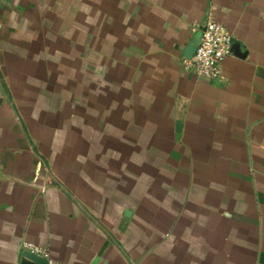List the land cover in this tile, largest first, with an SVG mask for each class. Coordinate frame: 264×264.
Returning a JSON list of instances; mask_svg holds the SVG:
<instances>
[{"label": "crops", "instance_id": "0c3cea01", "mask_svg": "<svg viewBox=\"0 0 264 264\" xmlns=\"http://www.w3.org/2000/svg\"><path fill=\"white\" fill-rule=\"evenodd\" d=\"M211 19L221 81L184 65ZM26 244L264 264V0H0V264Z\"/></svg>", "mask_w": 264, "mask_h": 264}, {"label": "built area", "instance_id": "2783aa9c", "mask_svg": "<svg viewBox=\"0 0 264 264\" xmlns=\"http://www.w3.org/2000/svg\"><path fill=\"white\" fill-rule=\"evenodd\" d=\"M233 45L234 40L229 29L211 19L202 30L201 41L194 56L190 60L185 59L184 65L200 76L221 81L224 77L223 62L228 56L233 55ZM26 246L38 255L50 259L47 250L32 244H26Z\"/></svg>", "mask_w": 264, "mask_h": 264}, {"label": "water", "instance_id": "95a60500", "mask_svg": "<svg viewBox=\"0 0 264 264\" xmlns=\"http://www.w3.org/2000/svg\"><path fill=\"white\" fill-rule=\"evenodd\" d=\"M201 36H202V31L196 33L191 38L190 42H188V44L184 49L185 59L190 60L194 56L197 47L200 44ZM233 50L236 53H238L239 51L238 44L235 43L233 45ZM180 129H181V124L178 123V131H180ZM19 264H51V260L49 258L38 255L32 250L25 249L20 255Z\"/></svg>", "mask_w": 264, "mask_h": 264}]
</instances>
